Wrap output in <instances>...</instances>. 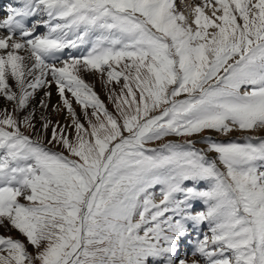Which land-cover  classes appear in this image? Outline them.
Masks as SVG:
<instances>
[{
  "label": "snow or ice",
  "instance_id": "snow-or-ice-1",
  "mask_svg": "<svg viewBox=\"0 0 264 264\" xmlns=\"http://www.w3.org/2000/svg\"><path fill=\"white\" fill-rule=\"evenodd\" d=\"M53 84L71 124L37 127ZM0 98V264H188L205 224L191 264H264V135H204L264 129V0H15Z\"/></svg>",
  "mask_w": 264,
  "mask_h": 264
},
{
  "label": "bare ground",
  "instance_id": "bare-ground-1",
  "mask_svg": "<svg viewBox=\"0 0 264 264\" xmlns=\"http://www.w3.org/2000/svg\"><path fill=\"white\" fill-rule=\"evenodd\" d=\"M177 1H178V3H177ZM6 2H7V5L0 6V17H3L5 15L8 5L15 3V0H6ZM199 2H200V0H183V3H181V0H176L177 7L181 11H184L189 5H193L194 3H199ZM40 31H41V33H43L44 31H46V29L41 28ZM86 50H87L86 47L81 48V49H69V50H66L63 53V55H64V58H68L69 56H80L83 52H86ZM83 78L85 79V81L87 83H89L93 87V90L98 94V96H103V95L107 96L108 95L107 89L105 88V85L102 82L100 75L98 73H85V74H83ZM116 85L117 84L115 82H113L111 87L114 90H116ZM45 91L50 92L51 95L49 97H44ZM41 99L46 100V103L48 104L47 110H43L40 108L39 105H40ZM59 101H61V99H60L59 95H57V96L54 95L52 86L50 88L39 89L34 93L33 97L29 101V104L27 107L29 109L28 112H31L35 109L36 110V116H40L39 113H41L43 111L44 114L47 116V118L53 124H56L57 122H59V124H61V125L71 124L70 118L67 119L69 116L66 115L65 112H63V110H64L63 105L61 104V106H59ZM3 107H9L10 108L11 105L8 104V102H6L3 98H0V108H3ZM73 108L76 110L77 114L81 117V121H83V114L80 110V107H79V105L75 104L74 101H73ZM52 109H58V110H56L57 112L55 114H53L52 111H54V110H52ZM39 123H40V120L38 122L37 127H39ZM69 129L71 130V128H69ZM254 133L258 134V135H262V134H264V129H260L259 132L256 131ZM201 204L202 203L197 202L194 206L195 207L200 206ZM203 226L205 228H207L206 224ZM201 228H199V229H201ZM207 230L205 232H207ZM196 232H197V230L192 231V233L194 235H192L191 238H195ZM187 243H188L187 248H182L183 249L182 250L183 251L182 256H184L185 253H188V258H191V257H193L191 255V243H192V241L189 240V241H187ZM188 247H190V249H188ZM191 261H192V259H191ZM191 261L188 262V264H191Z\"/></svg>",
  "mask_w": 264,
  "mask_h": 264
},
{
  "label": "rangeland",
  "instance_id": "rangeland-1",
  "mask_svg": "<svg viewBox=\"0 0 264 264\" xmlns=\"http://www.w3.org/2000/svg\"><path fill=\"white\" fill-rule=\"evenodd\" d=\"M177 3H178V1H177ZM122 83H123V81H121V85H122ZM52 89H53V92H54V95H58V93H57V91H56V87H55V85L53 84L52 85ZM119 89H120V85H116V92H119ZM66 95H69L70 96V94H66ZM100 97V99L105 103V105H106V107L108 108V110L109 111H112V112H114V108H113V105L110 103V101H109V99H108V95L107 96H99ZM61 104H62V101H59V106H61ZM28 108H27V111L24 113V114H27V112H28ZM53 110V109H52ZM57 111H52V113L53 114H55ZM63 112H65L66 113V115H68V113H67V111H66V109H64L63 110ZM41 113H39V115H40ZM66 117V116H65ZM67 118V117H66ZM67 119H69V117L67 118ZM39 120H40V116H36L35 117V122L37 123V126H38V122H39ZM82 123H85L84 122V120L83 121H81ZM260 131V129H257V130H255V131H253V132H248V133H242V132H240V131H234L230 136H221V135H218V134H215V133H205L204 135H210L211 137H212V139L213 140H216V141H224V142H227V141H229V140H233V141H237V142H240V143H243L244 141H243V139H242V137L244 136V135H251V136H262V135H264V134H262V135H258V134H255L254 132H259ZM68 131L72 134V136L74 137L75 136V133H74V131L71 129H68ZM255 134V135H254ZM49 135H50V132H49ZM167 139H170V140H172V141H174V142H183V140L184 139H187V138H184V137H169V138H167ZM191 139H193L194 141H201V137L200 136H194V137H191ZM157 143L158 142H153L152 144H150V145H148V147H156L157 146ZM195 147L196 148H198V149H203V148H206L207 147V144L205 143V142H197L196 143V145H195ZM65 155H67V153L65 152ZM201 187H204V185H201ZM156 198H154V202H156V203H159V200L160 199H162V197L161 196H159V194H157L156 196H155ZM202 207L203 206H200V207H198L197 209H195L196 211H199V210H201L202 209ZM205 230H207V228L205 229ZM0 235H3V236H11L12 238H14V239H16V238H18V239H21V240H24V237L23 236H21V235H19L15 230H11V231H9V230H5L4 228H2V227H0ZM187 242L186 243H184L183 244V246L181 247V250H180V252H179V255L180 256H182V253H183V249L182 248H187ZM188 249H190V247H188ZM28 251L29 252H33L34 251V249L31 247V246H29L28 247ZM182 251V252H181ZM187 260H188V262H190L191 261V259H194L193 257H191V258H188V255L185 257Z\"/></svg>",
  "mask_w": 264,
  "mask_h": 264
}]
</instances>
